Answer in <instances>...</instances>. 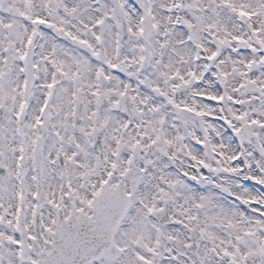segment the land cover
Segmentation results:
<instances>
[{
	"label": "snow or ice",
	"instance_id": "1",
	"mask_svg": "<svg viewBox=\"0 0 264 264\" xmlns=\"http://www.w3.org/2000/svg\"><path fill=\"white\" fill-rule=\"evenodd\" d=\"M0 264H264V0H0Z\"/></svg>",
	"mask_w": 264,
	"mask_h": 264
}]
</instances>
